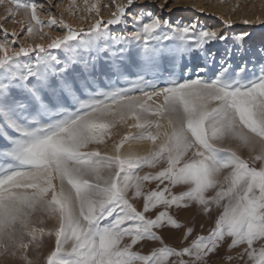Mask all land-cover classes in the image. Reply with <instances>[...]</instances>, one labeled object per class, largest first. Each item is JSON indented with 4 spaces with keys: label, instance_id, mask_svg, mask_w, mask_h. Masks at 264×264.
<instances>
[{
    "label": "snow or ice",
    "instance_id": "snow-or-ice-1",
    "mask_svg": "<svg viewBox=\"0 0 264 264\" xmlns=\"http://www.w3.org/2000/svg\"><path fill=\"white\" fill-rule=\"evenodd\" d=\"M12 2L29 18L27 33L39 35L44 22L38 5ZM135 2L117 5L111 19L96 20L88 31L49 15L47 26L61 24L65 34L47 46H21L11 55L5 32L0 43V255L38 264L28 255L30 246L38 250L47 235L55 237V246L45 264H207L209 254L230 238L229 250L245 245L238 254L245 264H264V47L234 66L232 47L219 60L207 47L226 44L227 34L199 20L173 22L152 11L128 12ZM84 3L86 11L99 15L95 3ZM166 5L167 0L158 7L162 11ZM129 24L132 30L123 34L107 30ZM247 35L235 37L241 55ZM31 53L35 62L24 63ZM194 53L204 58L203 66L184 63L187 58L190 64ZM102 57L104 87L97 75ZM158 97L162 103L148 104ZM128 119H135L129 127L137 132L115 145L114 156L84 151L104 144L109 130ZM129 140L151 141L153 148L145 156L122 157L121 147ZM229 143L247 149L248 159L224 146ZM161 162L166 166L154 175H139L143 167ZM145 181L168 184L145 192ZM169 185L187 190L173 194ZM140 197L142 210L130 202ZM187 202L208 216L214 208L220 211L207 236L177 249L155 230L183 227L168 209L188 207ZM157 206L164 210L154 218L146 215ZM37 213L55 217L58 226L45 228ZM192 232L187 228L185 238ZM145 240L160 246L149 254L133 250Z\"/></svg>",
    "mask_w": 264,
    "mask_h": 264
},
{
    "label": "rangeland",
    "instance_id": "rangeland-1",
    "mask_svg": "<svg viewBox=\"0 0 264 264\" xmlns=\"http://www.w3.org/2000/svg\"><path fill=\"white\" fill-rule=\"evenodd\" d=\"M165 0H136L134 5L128 9V12H139L140 10L152 11L156 15L168 18L173 22L182 20L184 22H190L192 20H199L200 23L209 30H216L227 34L229 37L227 43H221L219 41L210 43L207 47L211 51L217 53V60L224 52L226 47H232L233 59L232 63L235 66L244 60L250 61L252 53L261 47H264V0H167L166 7L161 11L158 5L163 4ZM21 3H35L38 5V15L42 22H44L43 31L39 35L27 33L29 27V18L25 17L22 9L17 10L12 0H3L0 3V43L4 42V34L7 35L8 54L11 55L14 50H18L19 47H30L35 44H44L47 46L57 36H63L67 31L63 25L57 24L55 26H47L49 15L54 16L58 21L63 20L66 24L71 25L76 30L84 29L88 31L92 24L96 20L102 19L106 23L112 18V13L116 11L117 5L127 4V0H88L87 7H91L92 4H96L99 9V15L93 10L91 13L86 11V5L84 0H75V6H73V0H21ZM11 8L14 15H10L8 9ZM230 21V25H226L224 22ZM248 21V23H245ZM108 31L111 34H123L126 31H131V24L127 29L123 25L108 26ZM241 33H248L245 37L243 44V54L238 51L240 49V42L235 40V37ZM40 36L44 38L41 39ZM103 43V41H101ZM55 52V50H53ZM80 55H86L83 51ZM60 58L64 59V53H59ZM95 55V53H91ZM36 53H31L29 57L22 58L24 63L29 61L35 62ZM185 64L189 67L195 68L197 64L203 66L205 61L198 53H194L192 61L189 64L187 58L184 60ZM97 72L99 76V83L101 87H104L107 83L105 73L107 72V65L102 57L99 61ZM119 86H127L123 83H119ZM164 84L161 83L160 87ZM139 96V92L132 93ZM163 102V97L153 98L148 101L150 106H155ZM135 119H128L126 122L118 123L114 128L110 129V137H105V143L102 145L92 144L89 145L84 151L99 150L102 154L114 156L109 150L123 140L130 133L136 134L137 129L129 127V125L135 124ZM130 130V133H126ZM155 130V129H153ZM126 131V132H125ZM135 131V132H134ZM125 132V133H124ZM125 136H123V135ZM130 134V135H132ZM123 137H122V136ZM120 136V137H119ZM117 137V139H115ZM121 138V139H120ZM3 141H0L2 144ZM225 147H231L237 151V153L244 159H248L249 152L244 148H237L235 143H229L224 145ZM166 166L163 162L158 164L155 168H149L147 166L138 170L139 175L145 174L154 175ZM258 166V165H257ZM58 183V182H57ZM163 188L168 181H164V184H160L159 181H145L144 191L158 190L157 185ZM171 192L173 194H179L182 191L187 190V186L176 185L171 186ZM131 196V193H129ZM138 210L143 208V197L132 199L130 201ZM188 207L176 208L172 207L168 209L169 213L180 223L183 227L176 229L169 226H165L163 229L155 230L159 235L164 237V242L169 246L177 249L188 247L198 236H207L211 228L214 227V221L219 214V209H213L211 215H205L202 207L195 202H187ZM164 210L162 206H157L156 209L146 213L147 216L154 218L158 211ZM38 218H42L44 223L42 226L45 228H54L58 226V220L55 217H48L45 214L37 213ZM46 216V217H45ZM111 219V218H109ZM41 226V225H40ZM39 227V225H37ZM191 227L193 232L191 235L185 238L186 229ZM125 241H129V238H125ZM130 242V241H129ZM230 238H226L221 245L206 258L207 264H245V260L238 258V254L243 251L245 245L234 247L229 250ZM123 243V242H122ZM55 237L44 236L42 238V246L36 250L31 249L28 253L29 257L37 260L38 264H45V259L48 254L54 249ZM160 246L157 241H141L134 246L133 250L141 252L142 254H149L154 248ZM36 256V257H35ZM230 257L231 259H226ZM187 258V257H185ZM0 264H23V261L19 257H12L10 255H0Z\"/></svg>",
    "mask_w": 264,
    "mask_h": 264
},
{
    "label": "bare ground",
    "instance_id": "bare-ground-1",
    "mask_svg": "<svg viewBox=\"0 0 264 264\" xmlns=\"http://www.w3.org/2000/svg\"><path fill=\"white\" fill-rule=\"evenodd\" d=\"M126 132V131H125ZM124 132V133H125ZM130 133V130L128 129V131L126 133ZM135 132V131H134ZM132 134V133H130ZM129 134V135H130ZM134 134V133H133ZM132 134V135H133ZM123 135V134H122ZM121 135V136H122ZM127 135V134H126ZM125 136V135H123ZM122 136V137H123ZM120 137V136H119ZM124 138V137H123ZM117 139V137L115 138ZM121 139V138H120ZM162 139V137H161ZM121 141H119L118 143H120ZM117 143V144H118ZM157 143H159V140L157 141ZM114 146H115V142H114ZM153 145L151 141H135V140H129V141H125L123 146L121 147L120 150V155L123 156H127L129 154L131 155H138V156H145L147 154H149V152L152 150ZM110 152L112 154H116L115 150L113 148H109ZM46 217V216H45ZM53 218V217H52ZM45 224V223H44ZM40 226V225H39ZM36 257V256H35Z\"/></svg>",
    "mask_w": 264,
    "mask_h": 264
}]
</instances>
